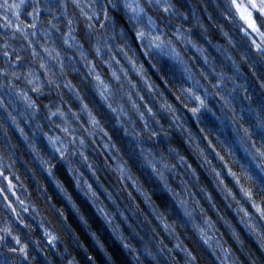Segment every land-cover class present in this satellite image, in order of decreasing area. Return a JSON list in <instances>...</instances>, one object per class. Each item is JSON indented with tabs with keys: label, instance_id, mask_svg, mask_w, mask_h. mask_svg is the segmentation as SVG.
<instances>
[{
	"label": "clouds",
	"instance_id": "9594fccd",
	"mask_svg": "<svg viewBox=\"0 0 264 264\" xmlns=\"http://www.w3.org/2000/svg\"><path fill=\"white\" fill-rule=\"evenodd\" d=\"M0 264H264V0H0Z\"/></svg>",
	"mask_w": 264,
	"mask_h": 264
},
{
	"label": "trees",
	"instance_id": "16d2710c",
	"mask_svg": "<svg viewBox=\"0 0 264 264\" xmlns=\"http://www.w3.org/2000/svg\"><path fill=\"white\" fill-rule=\"evenodd\" d=\"M212 119H214V118H212ZM82 238L85 239V241L87 242L86 237H83V235H82Z\"/></svg>",
	"mask_w": 264,
	"mask_h": 264
}]
</instances>
